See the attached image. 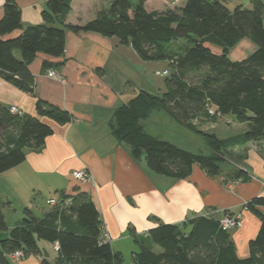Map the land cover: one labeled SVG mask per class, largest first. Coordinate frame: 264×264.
Instances as JSON below:
<instances>
[{
    "label": "trees",
    "instance_id": "obj_1",
    "mask_svg": "<svg viewBox=\"0 0 264 264\" xmlns=\"http://www.w3.org/2000/svg\"><path fill=\"white\" fill-rule=\"evenodd\" d=\"M134 1L114 0L110 9L95 19L72 25L66 22L72 0H47L43 22L24 26L16 0H5L0 20V77L36 96L37 114H15L0 103V174L23 163L27 149H41L54 133L42 116L59 123L73 119L69 112L36 95V78L30 68L39 53L54 58L65 53L67 30L116 36L146 61H174L165 92L140 90L115 110L109 123L114 138L129 145L133 158L145 160L157 174L184 179L198 164L210 177H217L229 148L264 138L263 0H252V7L233 8L222 0H186L183 7L164 11L148 10L147 0ZM16 30L22 32L3 38ZM243 39L252 41L256 49L244 59L233 60L230 52ZM181 40L187 47L183 55L175 57L172 46ZM59 65L44 61L43 69L49 71ZM212 108L247 123L248 129L227 139L200 131L193 123L210 116ZM161 112L203 137L209 153L181 148L150 132L148 124ZM238 178L249 180L250 176L240 170ZM76 190V194L55 191L61 202L69 199L70 204L51 206L42 217L25 208L22 223L11 229L4 213L6 203L0 198V264H10L17 251L23 257L46 256L41 241L59 244L55 261L45 257L42 264H124L122 254L104 240V222L90 194ZM245 206L261 219L259 232L250 241L249 257L237 255L220 218L201 215L183 224L160 223L142 238L136 235L141 250L134 255L135 264H264V214L256 209L264 206V196L253 198Z\"/></svg>",
    "mask_w": 264,
    "mask_h": 264
},
{
    "label": "crops",
    "instance_id": "obj_2",
    "mask_svg": "<svg viewBox=\"0 0 264 264\" xmlns=\"http://www.w3.org/2000/svg\"><path fill=\"white\" fill-rule=\"evenodd\" d=\"M46 1L16 0L24 26L43 22ZM113 1L72 0L66 22L84 25L109 10ZM149 1L146 8L150 11L180 8L186 2L152 0L149 8ZM222 1L232 8L238 5L252 7V0ZM4 2L0 0V20L4 15ZM21 32L16 30L3 38ZM255 49L252 41L243 39L231 50L230 57L241 60ZM16 56L21 55L16 52ZM44 61L61 63L50 69L56 72L55 77H50L43 69ZM167 64L165 60L146 61L132 45L122 44L116 36L92 31L67 30L66 50L61 57L37 55L30 65L36 78V95L69 112L73 119L59 123L42 116L41 120L49 124L54 133L41 149H27L23 163L0 174V198L6 203L4 209L16 210L19 217L17 224L8 225L9 229L22 223L27 207L39 217L52 209L51 205H40L37 194L57 190L76 194L77 187L90 194L103 219L104 233L124 261L126 254L132 255L134 260V255L141 250L135 236L144 237L160 223L183 224L201 215L221 218L228 213L242 216L241 226L229 230L237 255L247 258L252 254L250 241L257 236L261 219L245 205L255 197L264 196V138L229 148L227 160L221 164L217 177H210L196 164L188 177L174 179L150 170L143 159L135 160L129 145L118 141L111 133L109 123L115 110L140 90L152 94L165 92L166 78L161 82L151 72L155 75L158 70L168 69ZM0 103L7 107L17 106L24 114H37V97L2 77ZM213 122L204 123L203 128L222 139L241 136L248 129L247 123H240L232 116H221ZM81 169L91 174L88 182L78 183L73 179L72 173ZM240 170L248 173L250 179H239ZM49 199H46V205ZM256 209L264 214V206ZM43 245L45 243L41 241L43 254L53 263L58 256L54 248L56 243ZM154 250L159 251V248L154 246ZM31 264L40 262L34 260Z\"/></svg>",
    "mask_w": 264,
    "mask_h": 264
},
{
    "label": "rangeland",
    "instance_id": "obj_3",
    "mask_svg": "<svg viewBox=\"0 0 264 264\" xmlns=\"http://www.w3.org/2000/svg\"><path fill=\"white\" fill-rule=\"evenodd\" d=\"M132 2L135 4L134 0H132ZM152 2H153L152 0H150L148 2V7L151 6ZM186 47H187V44H185L182 40L178 41L175 44H173L172 52L175 55V57L181 56L184 54ZM173 60H175V59L173 58ZM167 63H168L167 65L169 67L168 69L170 71V69L173 67V65H171L170 63H174V61H172V62L167 61ZM138 70L140 71V69H138ZM162 71L163 70L156 71L155 75L153 74V72H151V73L154 76V78H158V79H160L161 82H164V78L169 76L170 72L167 75L161 76L158 74V72L161 73ZM209 115L210 116H208V117L206 116V117L200 118L198 121L194 122L193 124L195 126H197L200 129V131L210 132L206 128H203L204 123L213 122L214 120H216L217 118H219L221 116H227V115H223L217 109L216 110H214V109L210 110ZM223 121H225L224 123H226L228 120L225 118ZM213 123H215V122H213ZM213 123H211V124H213ZM148 125H149L148 130L150 132L159 136L162 139L169 140V141L177 144L181 148H184V149H187V150H190L193 152L209 153V147L207 145L206 140L203 137L197 136L196 134H194V133L190 132L189 130L183 128L182 126L178 125L175 121L171 120V118H169L163 112H161L160 116H158V114L154 115V117L152 118V121ZM209 130H211V129H209ZM212 130H213V128H212ZM215 130H216V128L214 129V131ZM52 196H55L54 191H44L42 193L37 194V197H36L37 202L40 205H45L46 207H49L50 204L48 203V205H46L45 201H46V199L51 198ZM14 207H16V206L14 205ZM4 212L6 213V222L8 225L12 226L14 224H17L16 221H18L19 217H18L16 210H14L10 207H7L6 209H4ZM225 215H231V216L240 215L241 216L240 213L239 214L228 213V214H224V216ZM222 217L220 219H222ZM230 229H228V230H230ZM2 233L4 235V232H2ZM42 242L45 243V245H43V246H46V244H48V242H45V241H42ZM54 248L57 251L55 245H54ZM45 257L46 256H43V257H41V256H30V257L24 256L23 257L22 256L19 259L15 258V260H11L10 264H31V262L34 260L35 261L39 260L40 264H42ZM124 264H135L134 260H133V256L130 254H126Z\"/></svg>",
    "mask_w": 264,
    "mask_h": 264
},
{
    "label": "built area",
    "instance_id": "obj_4",
    "mask_svg": "<svg viewBox=\"0 0 264 264\" xmlns=\"http://www.w3.org/2000/svg\"><path fill=\"white\" fill-rule=\"evenodd\" d=\"M169 73L168 69L163 70L161 73L158 72L159 75L164 76L167 75ZM48 75L50 77H55L56 76V72L54 70H49L48 71ZM10 110L15 113V114H23V112L16 106H11ZM72 177L75 181H77L78 183H85L88 182L91 179V174L88 172V170L86 169H81L78 171H74L72 173ZM71 200H66L64 202H61L60 199L58 197H53L49 199V204L51 206H58L59 204H62L63 206H68L70 204ZM241 216L240 215H236V216H231V215H225L222 217V219H220L221 225L223 226L224 229H230L233 227H240L241 226ZM104 240L107 242H111L108 235L106 233H104ZM56 249H59V244L56 243L55 245ZM23 256L22 252H15L14 254H12L13 258H21Z\"/></svg>",
    "mask_w": 264,
    "mask_h": 264
}]
</instances>
